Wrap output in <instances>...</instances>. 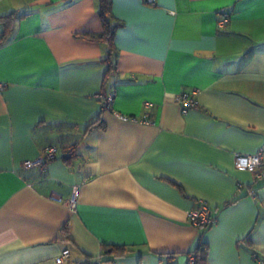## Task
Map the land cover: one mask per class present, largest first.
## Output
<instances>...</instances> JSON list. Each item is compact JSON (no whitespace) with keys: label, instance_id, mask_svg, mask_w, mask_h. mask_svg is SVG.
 <instances>
[{"label":"crops","instance_id":"1","mask_svg":"<svg viewBox=\"0 0 264 264\" xmlns=\"http://www.w3.org/2000/svg\"><path fill=\"white\" fill-rule=\"evenodd\" d=\"M111 11L104 84L106 45L81 36L102 30L98 0H0V264H57L63 249L62 264H187L200 235L205 264L264 259V179L233 165L264 145V0H111ZM102 90L145 121L103 109ZM191 90L183 112L175 95ZM47 146L54 159L23 167ZM200 199L217 219L203 230L187 220Z\"/></svg>","mask_w":264,"mask_h":264},{"label":"built area","instance_id":"2","mask_svg":"<svg viewBox=\"0 0 264 264\" xmlns=\"http://www.w3.org/2000/svg\"><path fill=\"white\" fill-rule=\"evenodd\" d=\"M146 3L150 5H154L156 0H145ZM229 22V13L228 12H220L217 26L219 29L224 30ZM196 94V90L191 91H182L175 95V102L178 103L183 112H185L188 108H191L197 104L196 99L194 97ZM101 106L103 109L111 110L112 109V101H113V93L109 92L106 95H100ZM148 106V103L145 104ZM113 113L122 121H145L144 119H139L135 116L124 115L113 111ZM57 155V148L55 146H47L41 156L34 160H26L23 162L24 168H31L35 166L42 167L47 161L54 159ZM233 165L236 169H242L249 171L253 174L256 179H264V145H261L255 152L253 153H240L236 152L234 154ZM67 205L71 209H75L77 205V187L73 186L72 193L70 198L66 201ZM187 220L188 222L198 228H208L214 225L217 221L216 216L213 214L212 206L204 199H200L198 203L190 208L187 212ZM69 258V250L63 249L60 254L56 258L57 264H62L67 262ZM192 261V258H190ZM111 260H104L100 256L88 261L84 264H112ZM255 264H264V259L256 258Z\"/></svg>","mask_w":264,"mask_h":264},{"label":"trees","instance_id":"3","mask_svg":"<svg viewBox=\"0 0 264 264\" xmlns=\"http://www.w3.org/2000/svg\"><path fill=\"white\" fill-rule=\"evenodd\" d=\"M98 14L101 20L102 30L98 33H82L81 36L86 37L90 40H96L105 43L106 45V55L101 59L103 62L107 63V72L105 74L103 83L106 84L109 82L110 75L115 72V60L114 56V44H113V35L115 29L119 25V22H116L111 11V0H98ZM15 16L14 13H11L5 17H2L4 20V25H8ZM101 95H106L104 90L101 91ZM96 120L91 122L89 125L96 124ZM99 125V124H98ZM75 146L72 145V148H69V151H75ZM58 152V150H57ZM69 155V154H68ZM200 229H206L201 228ZM206 244L202 241L201 235L198 237L194 249L187 253V264H205V254H206ZM108 250L114 254H120L125 250L124 246H113L105 245L102 254H105ZM192 258V261L190 260ZM104 260H110L104 258ZM87 263V262H86Z\"/></svg>","mask_w":264,"mask_h":264}]
</instances>
